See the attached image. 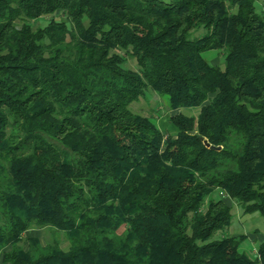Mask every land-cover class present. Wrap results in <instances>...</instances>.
I'll return each mask as SVG.
<instances>
[{"label":"trees","instance_id":"trees-1","mask_svg":"<svg viewBox=\"0 0 264 264\" xmlns=\"http://www.w3.org/2000/svg\"><path fill=\"white\" fill-rule=\"evenodd\" d=\"M255 1L0 0L2 264H264V242L251 258L245 236L213 238L233 219L218 193L264 218ZM147 90L199 113L167 136L130 109ZM43 229L68 251L24 238Z\"/></svg>","mask_w":264,"mask_h":264},{"label":"rangeland","instance_id":"rangeland-1","mask_svg":"<svg viewBox=\"0 0 264 264\" xmlns=\"http://www.w3.org/2000/svg\"><path fill=\"white\" fill-rule=\"evenodd\" d=\"M256 11L261 15L264 16V0H256L255 1ZM51 19L56 21H60L64 19L62 15L59 13L53 16L42 17L36 21L31 22V25L34 29L38 27L44 28L46 27ZM205 34V30L203 28H199L196 31H193L190 34V38L193 39L194 37H201ZM204 58L208 60L210 64L217 63V66H223V53L219 51H210L203 54ZM212 62V63H211ZM214 65V64H212ZM125 67L131 70H136V62L133 59L126 57ZM131 111L134 114H138L145 117L152 118L159 130L165 134L174 136L176 134V129L170 123V117L181 113L186 114V116H196L199 113L198 108L192 109H178L172 110L167 106L166 97L157 96V94L153 93L150 90H147L143 97H141L137 102L132 103L130 106ZM220 193H218V196ZM216 195V194H215ZM233 219L229 228L224 229L223 231L217 232L214 235V239H220L222 237L227 236H237L240 234H247V236L260 234L259 239H256V244L258 245L262 240H264V218L259 216L257 213L253 214H244L242 209L239 206L233 205ZM123 228L119 230L118 233H121ZM40 240L42 245H46L47 243H51L54 240L59 242V246L63 251H67L69 249V241L66 240L65 236L61 232H54L51 230L43 229L40 230ZM254 238V237H253ZM67 246H63L65 243ZM23 247L27 246V241L23 240L22 243ZM65 245V244H64ZM252 244H250L249 240L244 241V243L240 247V251L246 249V254L249 255L251 258H254L257 253L252 250ZM250 248V250H248ZM256 248V247H255ZM248 250V251H247Z\"/></svg>","mask_w":264,"mask_h":264},{"label":"crops","instance_id":"crops-1","mask_svg":"<svg viewBox=\"0 0 264 264\" xmlns=\"http://www.w3.org/2000/svg\"><path fill=\"white\" fill-rule=\"evenodd\" d=\"M212 63V62H211ZM212 64H214L213 66H217L218 64L216 63H212ZM211 64V65H212ZM221 199H223L229 206H232V210H233V205H235L228 197H222ZM40 230H29V231H27V232H25V234H24V238H27V239H37L38 241H39V243H40V245L42 246V247H44L45 245H42L41 244V240H40ZM237 236H245L246 237V240H249V242H250V244H252V245H254V246H252L253 248H252V250L254 251V250H256L257 249V247H258V245L260 244V243H262V242H264V240H262V242H260L258 245L256 244V239H259V237H260V234H255V235H252V238H251V236L249 235V236H247V234H240V235H237ZM233 237H236V236H233ZM254 237V238H253ZM245 240V241H246ZM244 243V242H243ZM242 243V244H243ZM65 244V245H64ZM67 243H66V241H65V243H63V246H67L66 245ZM28 246H29V244H28V242H27V246H25V247H23V249L24 250H27L28 249ZM256 247V248H255ZM9 250H11V248H7L5 251L6 252H8ZM248 250H250V248H248ZM247 250V251H248ZM68 251V250H67ZM246 252V249L244 248L243 249V252ZM0 264H2L1 263V258H0Z\"/></svg>","mask_w":264,"mask_h":264},{"label":"water","instance_id":"water-1","mask_svg":"<svg viewBox=\"0 0 264 264\" xmlns=\"http://www.w3.org/2000/svg\"><path fill=\"white\" fill-rule=\"evenodd\" d=\"M200 140L203 141L204 145H205L207 148H210V149H212L213 151H214V150H215V151H220V150H221V147H213V146H210V145L207 143L206 140H204V139H200Z\"/></svg>","mask_w":264,"mask_h":264},{"label":"built area","instance_id":"built-area-1","mask_svg":"<svg viewBox=\"0 0 264 264\" xmlns=\"http://www.w3.org/2000/svg\"><path fill=\"white\" fill-rule=\"evenodd\" d=\"M219 195H220L221 198H222V197H227V196L224 195L223 193H220ZM254 252L257 253L256 250H254Z\"/></svg>","mask_w":264,"mask_h":264}]
</instances>
